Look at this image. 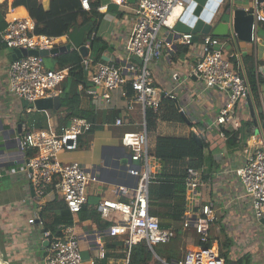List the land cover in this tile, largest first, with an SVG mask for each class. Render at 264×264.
<instances>
[{"label":"crops","instance_id":"crops-1","mask_svg":"<svg viewBox=\"0 0 264 264\" xmlns=\"http://www.w3.org/2000/svg\"><path fill=\"white\" fill-rule=\"evenodd\" d=\"M14 1L0 0V4L7 5V12L9 8H13L14 14L30 17L24 6L13 7ZM256 1L264 4V0H223L214 18L217 19L224 12H228L232 5L253 12ZM39 2L45 9H49L52 0H39ZM91 2L98 3L100 17L95 19L98 26L94 36L100 40L95 41L93 47H90L86 42L88 31H85L84 43L91 49L88 57L95 60L100 55L101 59L96 63L114 61L122 64L134 60V57L125 50V45L136 21V3H130L128 0H91ZM88 25L85 27L88 28ZM263 27L264 25H260L257 31V41L248 42L239 39L236 43L231 34L216 36L222 41L224 54L231 61L232 68L235 71L240 70L246 78L248 67L246 61L252 58L258 76L264 79V71L261 70L264 69ZM79 28L81 27H74L71 32ZM70 33L55 39V47L70 43ZM174 33V27L165 28L161 36L172 39L176 37ZM189 49L188 53L176 56V59L174 56L169 57L168 50L164 49L162 56L152 61L150 65L152 73L160 80L162 91L176 95L181 105V109L178 110L185 118V122L158 124L156 131L148 134L149 149L155 147L156 137L159 135L188 137L195 131L206 144L205 164L201 169V196L198 202H212L216 220H219L218 222L215 220L209 230V238H214L211 246L218 248L220 252L219 241L226 239L225 236L231 240L235 236L236 242L232 240L230 252L234 261L247 257L244 264H264V225L253 215L250 200L244 195L243 186L236 175V170L244 164L250 153L264 149V84H259V105L256 104L252 91L249 98L238 101L236 115L240 118L241 126L236 130L230 126L224 127L227 136L221 137L214 122L227 96L218 89L205 90L202 81L192 74V66L196 64L201 53L199 42ZM12 52L0 45V264H44L48 255V242L43 234L47 227L46 221L41 215L47 204L57 198V195L62 200L64 198L61 193L51 188H48L43 196L36 193L29 171L25 167V160L19 156L15 137L25 129L28 131L48 129L51 126L59 130L69 125L71 118L65 120L66 113H60L59 109L47 110L40 115L37 114L41 110L37 108L29 112L27 110L29 104L9 92L8 70ZM55 56L57 55L50 56L52 65L45 64L47 68H59L54 60ZM173 71L181 73L180 82L184 83L177 89L172 88L170 83ZM123 91L132 92L128 87L115 91L111 107L98 108L93 104L95 112L93 120L90 121L93 123L91 131L81 140L78 150L67 151L60 155V160L62 159L65 164L80 163L92 168L99 177L97 182L91 183L88 187L87 203L83 210L78 215L71 213L73 222L70 226L74 227L81 238V255L85 264H89L92 259L96 260V264H123L126 255L125 238L109 235L108 229L113 220L104 219L99 211L100 203L105 200H125L119 197V187L133 185L135 181L125 169V160H130L131 152L123 145V136L128 132H142L144 122L146 124V115L144 117L138 108L132 116H125L127 101ZM250 104L256 107L255 115ZM118 118H124L125 121L128 119L129 122L118 126L115 124ZM117 159H121V163L117 162ZM157 162L158 175L162 171V165L156 158ZM165 170L172 174V171L177 169L173 170L169 166ZM185 199L186 211L179 235L185 236L187 248L183 249L176 245V252L163 251V255H158L155 251L158 244L153 248L148 245L162 264L164 260L171 263L183 259L193 247L202 244L195 227L184 226L187 219L195 217L200 207L198 203L191 205L188 201L187 189ZM250 215L254 216L256 224L250 221ZM50 216L51 220L54 213H50ZM110 216L114 217L113 214ZM30 219H35V222L30 223ZM39 219L43 225L39 223ZM164 228L173 230V227ZM58 229L59 225L55 231H50L57 233ZM194 233L198 236H194ZM177 236L169 242H173ZM98 244L107 248V258L98 259ZM220 254L224 255L221 252Z\"/></svg>","mask_w":264,"mask_h":264},{"label":"built area","instance_id":"built-area-1","mask_svg":"<svg viewBox=\"0 0 264 264\" xmlns=\"http://www.w3.org/2000/svg\"><path fill=\"white\" fill-rule=\"evenodd\" d=\"M192 0H137L135 7L136 21L125 45L127 53L138 57L119 64L99 62L89 57L83 58L81 65L88 70L87 81L93 104L111 107L113 93L130 86L132 92L123 91L127 101L125 116L130 117L139 108L145 117L148 108L158 109L162 97L170 99L176 95L162 91L161 83L151 71V63L159 59L164 49L173 57L178 45H195L193 34L182 33L172 39L162 37L165 28L173 29L183 15L187 4ZM82 7L90 10V1L81 0ZM254 17L252 41H257V31L264 25V6L256 1L251 12ZM7 26L0 35V45L14 51L21 49L54 48L55 39L36 33V23L30 17H20L9 8L6 13ZM173 31V30H172ZM175 34V33H174ZM201 53L192 74L202 81L206 89H218L226 94V102L221 107L214 126L221 137L227 136L226 128L239 129L240 118L236 115L238 101L250 97L251 89L246 77L240 70L232 68L226 57L222 41L212 35H203L199 39ZM197 42V43H198ZM68 77L67 68L50 69L45 66L44 57L38 55L21 56L10 62L8 70V90L15 97L27 101L28 111H33L35 102L42 98L60 96L62 84ZM181 73L173 71L170 77L172 88H180ZM83 86L80 85V89ZM128 119L118 118L116 125L128 124ZM93 127V123L83 117H72L69 125L61 129L24 130L15 137L19 156L25 160V167L35 191L43 196L48 188L63 195L65 204L73 215H78L87 203V191L91 183L99 180L92 168L74 162L63 164L58 154L63 151H76L81 140ZM123 145L130 150V160H125V169L135 181L133 185L120 186L119 197L125 200H105L100 203L99 211L104 219L113 220L108 229L109 235L125 238V259L123 264H130L132 247L145 241L151 248L159 243H167L175 237L172 229L161 226L158 218L150 213L149 188L156 180L158 162L149 154V137L144 122L142 132H128L123 136ZM33 151L28 157L27 152ZM121 163V159H117ZM244 190V195L251 201L253 215L261 222L264 218V149L250 153L244 164L236 170ZM187 199L200 209L194 218L185 221L184 226L193 225L200 235L202 244L193 247L183 259L164 264H226V257L218 248L205 246L209 241V230L216 220L212 202H201V169L188 168L185 180ZM193 210V206H191ZM113 214L114 217L110 215ZM30 223L35 219H30ZM39 223L43 222L39 219ZM48 242L44 264H85L81 255V238L70 225H59L57 233L44 230ZM106 247L98 244V259H105ZM89 264H96L92 259Z\"/></svg>","mask_w":264,"mask_h":264},{"label":"trees","instance_id":"trees-1","mask_svg":"<svg viewBox=\"0 0 264 264\" xmlns=\"http://www.w3.org/2000/svg\"><path fill=\"white\" fill-rule=\"evenodd\" d=\"M89 1L90 10H85L82 7L81 0H52L49 9H45L39 0H15L12 6H24L30 18L36 23V33L44 34L52 38L68 35L74 27H82L92 23V27L87 34L86 42H88L90 47H93L94 42L100 40L94 36L98 26V22L95 19L100 17V13L98 11V3ZM7 9L6 4H0V35L7 26ZM189 51V46L178 45L174 53V58L176 59L181 54L188 53ZM99 59H101L100 55L97 56L95 61ZM54 60L59 68L68 69V77L62 84V93L60 94L62 106L59 112L66 113L65 120L73 116H79L92 121L95 107L92 103V96L88 94L90 87L87 81L88 70L81 65L83 57L77 49H74L70 52L55 56ZM246 63L248 66L246 76L255 102L259 105V84H264V79L258 76L259 74L256 71L255 62L252 58H248ZM80 85L83 86L82 89H80ZM128 88L132 91L130 86ZM119 113L121 114V112ZM32 119L36 120L35 118ZM162 122H185V118L181 115L175 102L168 97H162L158 109H147V133L156 131L158 124ZM205 146L204 141L203 145H200L191 135L188 137L159 135L156 137L155 147L148 151L150 155L159 159L162 165L161 173L150 184V213L159 218L163 228L173 227L175 236L181 233L182 222L186 211L185 180L187 169L203 168L205 164ZM33 154L31 150L27 152L28 157L33 156ZM169 166L171 169L177 170L172 171L173 173L170 174L171 172L165 170ZM57 196V198L47 204L41 215L44 221H46V230L55 231L58 225H70L73 222L72 214L68 210L64 200L59 195ZM50 213H54L51 220ZM225 238L219 241V249L226 257V264H244L245 258L247 257L236 261L231 259L230 252L233 242L231 238L227 236ZM213 241L214 238L210 237L209 241L203 244L210 247ZM155 251L158 255H163L164 250H158L155 247ZM154 255V252L148 244L145 241H141L132 247L130 264H162ZM107 257L108 255H106Z\"/></svg>","mask_w":264,"mask_h":264},{"label":"water","instance_id":"water-1","mask_svg":"<svg viewBox=\"0 0 264 264\" xmlns=\"http://www.w3.org/2000/svg\"><path fill=\"white\" fill-rule=\"evenodd\" d=\"M130 3H136L137 0H128ZM262 1V0H260ZM223 0H192L187 4V7L180 17V19L174 25V32L176 35L182 33L193 34L194 42H198L200 37L203 35L212 34L214 36H231L237 40H244L251 42L253 34V24L254 17L249 10L243 8H236L234 5L231 6L228 12H224L217 19L214 18L220 4ZM87 27H81L79 29L73 30L69 35L70 43L61 47L54 48H43V49H21L14 50L11 54V61L17 59L21 56L27 55H38L42 57L58 55L60 53H65L72 51V49H77L83 58H86L90 54V47L84 43V36ZM134 60L141 62L138 57H134ZM264 71V69L261 68ZM174 101L178 109H181V105L177 98ZM28 104L27 101H24ZM252 101L250 100V103ZM62 106L61 97H47L39 99L35 102V107L41 111L47 110H58ZM253 114L256 113V107L250 104ZM183 114V112H182ZM184 115V114H183ZM262 127V126H261ZM193 139L200 145H203L201 138L198 134L192 132ZM261 223L264 225V218L261 219Z\"/></svg>","mask_w":264,"mask_h":264},{"label":"rangeland","instance_id":"rangeland-1","mask_svg":"<svg viewBox=\"0 0 264 264\" xmlns=\"http://www.w3.org/2000/svg\"><path fill=\"white\" fill-rule=\"evenodd\" d=\"M91 27H92V23H90L89 25H88V28H87V31H89L90 29H91ZM52 59L50 58V56H46V57H44V61H45V64L47 65V66H50V65H52V61H51ZM49 111H51V110H49ZM41 112H45V111H40V113H38L37 115H40V114H43V113H41ZM24 114H26V113H24ZM100 135V134H99ZM65 152H67L66 150H63V151H61L59 154H58V158H59V160H60V155L62 154V153H65ZM62 160V159H61ZM60 160V161H61ZM62 163H64L65 164V162H63V161H61ZM250 203H251V201H250ZM251 216V219H250V221L251 222H253L254 224H256L257 222H256V220H254L255 218H253L254 216L253 215H250ZM217 217V216H216ZM214 225H217V224H214ZM213 227V226H212ZM194 236H198L197 234H195L194 233ZM184 237L185 236H181V235H178L177 236V238H175L174 240H173V242H167V243H159L156 247H157V249L158 250H164L165 252H167V253H169V252H176V245L177 246H179V247H182L183 249H186L187 247L185 246L186 245V243H185V240H184ZM233 239H234V242H236V238H235V236L233 237ZM232 239V240H233ZM235 245H237L236 243H235ZM234 245V246H235ZM179 249H181V248H179ZM230 257H231V259L234 261V259H233V255H231L230 254Z\"/></svg>","mask_w":264,"mask_h":264}]
</instances>
